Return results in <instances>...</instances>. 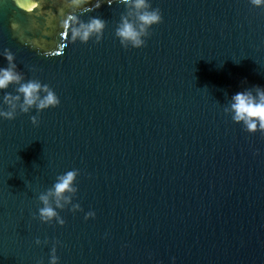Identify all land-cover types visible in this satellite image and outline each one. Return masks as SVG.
<instances>
[{"label":"water","instance_id":"obj_1","mask_svg":"<svg viewBox=\"0 0 264 264\" xmlns=\"http://www.w3.org/2000/svg\"><path fill=\"white\" fill-rule=\"evenodd\" d=\"M152 5L162 22L143 47L124 48L115 0L79 5L82 19L106 21L87 43L60 23L69 0H0V51L60 99L0 120V264H48L55 241L58 264H264V135L224 112L235 92L264 86V8ZM74 168L82 211L42 223L39 193Z\"/></svg>","mask_w":264,"mask_h":264},{"label":"clouds","instance_id":"obj_2","mask_svg":"<svg viewBox=\"0 0 264 264\" xmlns=\"http://www.w3.org/2000/svg\"><path fill=\"white\" fill-rule=\"evenodd\" d=\"M106 2L111 5L114 0H95V7ZM125 8V13L120 15L119 22L115 27V36L124 48H141L145 45L146 38L150 36V29L162 22V14L159 7H153L152 0H115ZM72 5L70 11L61 18V25L70 33L72 42L79 41L87 43L90 39L100 42L106 21L99 17H89L87 20L81 18L78 13L87 10L92 0H69ZM248 3L255 8H264V0H248ZM84 4L86 7H79ZM19 6V4H17ZM31 7L26 12L31 13ZM35 20L33 27H36ZM11 29L17 34L24 44H32L25 38L24 30L17 22L10 24ZM0 57L6 61V65H0V120H13L19 113H29L35 109L37 114L49 108L59 105L60 99L55 90L40 79L26 78L25 74L18 70L14 53L7 47L0 51ZM15 85V91L8 89ZM224 112L230 115L233 122L240 124L244 131L256 133L259 131L264 135V86L254 85L237 91L230 97L228 106ZM33 125L38 124L37 115L30 117ZM79 169H70L58 174L51 187L39 193L38 218L42 223H55L63 226L65 220L58 210L70 206L73 213L82 211L78 202H73V194L77 193L76 178ZM95 211L85 212L84 219L95 218ZM107 235V233H105ZM48 243L47 238L41 241L35 239L36 245ZM59 241L52 244L48 264H58L57 245ZM151 255V254H150ZM175 264V257L172 258Z\"/></svg>","mask_w":264,"mask_h":264}]
</instances>
